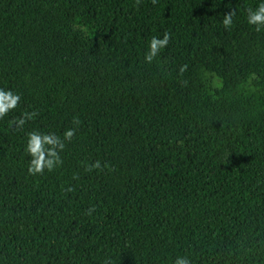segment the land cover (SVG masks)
Segmentation results:
<instances>
[{
  "label": "trees",
  "instance_id": "1",
  "mask_svg": "<svg viewBox=\"0 0 264 264\" xmlns=\"http://www.w3.org/2000/svg\"><path fill=\"white\" fill-rule=\"evenodd\" d=\"M261 3L0 0V264H264ZM33 131L65 144L35 176Z\"/></svg>",
  "mask_w": 264,
  "mask_h": 264
},
{
  "label": "clouds",
  "instance_id": "2",
  "mask_svg": "<svg viewBox=\"0 0 264 264\" xmlns=\"http://www.w3.org/2000/svg\"><path fill=\"white\" fill-rule=\"evenodd\" d=\"M156 0H153L155 3ZM139 3V0H137ZM248 23L256 26V30L260 31L264 27V3L258 5L253 10H248ZM236 11L231 10L224 15L222 21L225 27H230L233 23V17ZM170 41V34L165 32L163 38L153 37L150 41L149 51L145 56V61L151 63L161 52L162 49L166 48ZM187 66H182L180 72L183 73ZM21 97L19 94L13 93L11 90L0 89V119H3L8 113L16 109L19 105ZM36 113H25L21 118H18L10 123L14 124L17 129H22L25 123L32 119ZM74 123H79L77 118H74ZM75 129H69L64 132V140L71 141L75 135ZM65 144L63 140L55 133L41 134L39 132L28 133V140L26 144V152L31 157L30 164L28 167V173L30 175H42L45 170L53 171L57 166L62 165L63 161L59 155L60 151H63ZM107 167V165H104ZM93 169H101L102 166L100 161H96L94 164L87 166L88 171ZM72 189H69L71 191ZM94 209H89L91 214ZM174 264H191V261L186 257H178Z\"/></svg>",
  "mask_w": 264,
  "mask_h": 264
}]
</instances>
